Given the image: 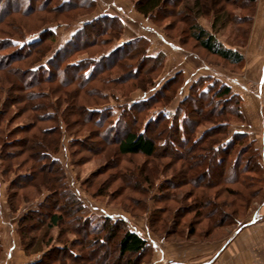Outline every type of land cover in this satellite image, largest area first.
Segmentation results:
<instances>
[{"label":"rangeland","instance_id":"obj_1","mask_svg":"<svg viewBox=\"0 0 264 264\" xmlns=\"http://www.w3.org/2000/svg\"><path fill=\"white\" fill-rule=\"evenodd\" d=\"M47 1V4L44 3L46 0L7 1V6L4 7H9L12 11L4 14L0 21V49L4 48L0 50V111L2 110L0 143L6 144L5 147H0L4 149L6 155L0 158V239L2 243L0 264H29L44 254L47 258V253L49 257L44 264H159V243L200 240L202 237L197 235L204 233L211 226L208 220L190 208L199 192L204 189L197 188L188 181V170L190 177L196 173L205 176L204 185L207 182H214V186L211 189L209 187V193L212 197L216 196L219 204L208 207V210L213 208L212 211H216L215 217L221 216L222 211L232 214L236 209L239 216L237 219L239 221L245 219L251 211L250 208H245V202H239V198L237 199L234 192L230 190L242 188L246 194V189L238 184L226 185V182L220 180L213 172L207 174L205 168L209 159L201 162L196 159L195 153H191L187 159L183 160L162 152L155 158H148L142 154H120L114 137L118 139L123 136L122 128L120 127L119 133L111 128V132L114 133L104 134L102 132H106L111 124H98L97 117L89 121L84 111L87 106H98L110 108L111 111L113 109L119 113L122 105H133L137 101L154 97L146 101L142 107L141 105L134 107L131 115L133 122L130 124L127 121L122 122L123 125H132L138 130L149 124L147 134L151 136L154 130L159 132L166 127L159 122L161 117L159 113L165 110L164 105L167 104L166 110L168 109L169 112L175 111L181 101L186 98L184 97L186 92L189 91V94H192L191 85L205 75L214 74L213 72H216L215 77H221L220 79L227 82H231L233 78L237 79L240 84L249 89L248 92L252 95H257L258 88L260 89L262 85L263 92L259 99L264 105V84L260 85L257 82L258 69L264 63V0H227L223 5L231 11L234 18L218 31L216 36L226 46L235 48L243 55V61L239 64L223 61L207 53L190 37L193 30L191 25L187 21L185 23L184 17L175 14L184 6V0H170L166 3L165 12L156 11L148 17L138 12L136 8L138 0H88V3L86 0H70L71 2L67 5L75 4L76 8H71L63 14L55 7L66 0ZM17 3L18 7H16ZM15 8L19 10L13 11ZM104 14L119 16L124 22L123 26L119 28L113 26L114 28L108 31L104 29L110 21L86 26L76 46L78 51L67 59L63 56L61 64L66 65L69 61L76 59L89 60L93 56H101L117 44H122L123 41H140V45L147 46L145 52L148 55L157 57L158 63L155 64V68H152L149 63L142 62L141 50L133 49L128 52V59L118 57L115 64L108 66L107 70L95 75L85 84H81L82 81L79 78L73 82L68 81L67 84L63 82L64 77L71 78L75 74L71 69L66 74H58V69L52 68L50 82L39 81L42 73H29L31 64L42 58L44 53L42 49L45 45L51 44L52 50L41 61L50 63L52 57L54 61L57 55H62L59 49L66 45L76 30L83 27L85 21ZM185 18L189 20L190 17L185 15ZM211 18L212 16L202 15L194 21L211 31ZM46 25H55L54 41L42 43L39 47L42 51L32 54L34 57L31 59L18 60L24 55L16 53V47L10 44L9 39H22L21 32L28 38H34L38 34L35 35V32ZM16 31L18 34H14ZM6 32L13 34V37H5ZM86 64L85 60L80 62V67L76 70L81 74ZM137 66L140 69L134 74L133 70ZM148 69H150L149 73L145 74ZM178 72L182 73L178 82L172 83L160 94L162 86ZM140 83L144 85V89L136 88V85ZM8 96H11V99L6 98ZM11 101H14L12 102L14 105L10 104ZM2 103L5 105L2 106ZM193 103L195 104L194 100L187 101L184 106L185 108L191 106L197 110L199 107L194 106ZM67 113L70 115L65 116ZM79 113L81 115H78ZM61 115L64 118L67 117L69 123L66 122L67 125L62 126L67 132L63 131L61 150L55 157L62 162L71 189L85 203L87 210L84 213L90 215L93 221L99 224L105 222L106 215L111 216L113 220H123L127 228L138 233L148 243L143 254L122 257L119 246L112 239L105 238L104 234L88 235L84 242L78 243L77 233L72 232L76 229L74 219L69 216L64 218L61 228L62 231L69 232L65 233L67 236L65 234L63 238L61 236L68 244L65 250H63L65 245L60 243L58 228H52L50 233H47L46 224L39 219L30 223L31 237L25 240L30 246H28L29 250L25 249L18 233L20 218L26 208L44 197L47 189L42 188L38 191L33 187L21 188L24 185H18L15 182L19 180L23 182L20 177L24 173L35 174L36 178L42 175L46 177L47 174L55 178V181H60L61 171H58L57 167H51L49 160L41 156V153L48 148L38 141L59 138V131L55 126L62 121ZM196 117L192 116L189 126L193 125ZM226 117L231 120L230 124L233 123L236 126L246 123L244 119H237L234 115ZM154 119L157 121H153ZM22 124H30L31 127H28L25 133L19 134L12 131ZM205 127L207 126L200 128ZM46 129L51 130L45 135L42 134ZM224 129H222L223 132ZM233 130L229 127L227 134L232 133ZM7 133L8 137L5 135ZM215 136L219 140L225 137V134L217 133ZM24 137L30 139L25 146L18 143V140ZM166 137V133H163L157 142ZM208 141L209 139H206L200 145L198 152L201 151V147L208 145ZM7 142L11 144L7 145ZM13 153L17 156H12ZM1 154L2 150H0ZM192 160L193 163H190ZM40 167L43 168L44 174L40 171ZM51 168L55 169L53 174L49 172ZM182 170L186 172L187 176L183 177L187 180L177 188L169 185L170 196L167 195V200L160 201V182L171 177L173 180L181 181ZM146 175L149 176L150 181L147 180ZM12 181L15 182L12 184ZM9 185L11 193L18 191L20 194L15 201V206L18 207L16 212H11L7 205ZM225 188H229V192L224 191ZM195 190L196 195L193 193ZM22 196L25 198L27 196L28 200L23 199ZM254 199L249 201L252 208L260 203L258 200L252 202ZM224 200H231L234 207L224 208ZM159 206L164 207V210H159ZM165 207H168V210H165ZM191 221L196 222L197 235L187 238L185 233L181 234L180 230L184 226H190ZM231 226L212 231L210 237L218 239L225 236L227 229ZM171 227L176 231L170 232ZM97 236L104 239L103 243L93 242ZM48 241L50 243L46 244L45 242Z\"/></svg>","mask_w":264,"mask_h":264},{"label":"trees","instance_id":"obj_2","mask_svg":"<svg viewBox=\"0 0 264 264\" xmlns=\"http://www.w3.org/2000/svg\"><path fill=\"white\" fill-rule=\"evenodd\" d=\"M7 1L10 0H0V21L2 20L4 14L11 13L12 11L11 8L4 7L7 6ZM169 1L170 0H138L136 8L138 12L143 14L145 17H148L156 11L165 12L164 9L166 8V3ZM226 1L227 0H192L191 2H189V0H184V6L175 14L177 16H181L182 18L184 17L185 23L186 21L189 22L188 24H190L191 28L193 29L190 33V37L193 38V40L198 44L200 48L204 49L205 51H207V53L213 56L219 57L223 61L232 64H239L243 61V55L235 48L226 46L224 43L219 41L216 36V33L223 27H225L228 22L230 20L232 21L234 18L233 15H231V11L226 6H223L224 4H226ZM70 2V0H66L64 2L61 1L60 4L56 5L55 8L58 9V12H61L63 14L64 12L69 11L71 8H76L75 4L67 5ZM86 2L88 3L89 1L86 0ZM44 3L47 4L48 1L46 0V2ZM16 7H18V3L16 4ZM15 10L18 11L19 9H13V11ZM185 15H188L190 17L189 20H186L187 18H185ZM202 15L204 17L212 16L211 31L205 29L202 25L195 22ZM236 18L239 19L238 17ZM105 21H110V24L105 27L104 31L111 30L113 26H116V28L122 27L124 24L123 20L119 16L109 14L100 15L93 20L85 21L83 27L76 30L72 34L71 38L67 41L66 45L59 49L62 55H57V58L54 61H52V57L50 59V63H48L49 61L45 63L41 61L42 58H44L52 50L51 44L45 45L44 48L46 49H42L44 50L42 58H39L38 61L31 64L29 73H42L41 77H39V81L45 80L46 82H50V73L52 68L54 69L56 67L59 71L58 74H66L72 70V72H74L75 74L71 78L64 77L63 82L67 84L68 81L73 82L75 79L79 78L83 82H81V84H85L86 82L94 78L95 75L107 70L106 68L108 66L115 64L114 62L118 57H120V59H128V52L133 49L139 51L141 50L140 53L142 55V62L145 64L149 63L152 65V68H155V64L158 63L157 57L148 55V53L145 52L147 46L144 47L143 45H140V41H123L122 44H117L107 53L105 52L104 54H101V56H93L89 60L78 59V61L76 59L72 62L69 61L67 63L68 65H62L61 59L63 58V56H66L65 59H67V57L72 56L75 51H78L76 49V46H78L79 44L81 33L84 31L85 27L88 25H96ZM37 31L38 32H35V35L36 33L38 34L34 38L32 37L33 39L26 37L24 33L21 32L20 38L22 39L20 40L13 39V34L11 35L10 32L5 33V37L8 36L9 38H12L9 39V42L11 45H13V47H16V53H22L24 55L22 58H18V60H22L25 58L31 59L32 57H34L33 55L36 52L40 53L42 51L41 49H39L42 43H44L45 41L52 42L56 38L55 25H46L45 27L40 28ZM14 34H18V32L16 31ZM138 46L140 47L138 48ZM3 49L4 48L0 50ZM84 60L87 62L86 68L80 74L76 69L80 67V62H83ZM139 69V66L135 67L133 73H137ZM150 69H148L145 74H148ZM10 73H12V71ZM44 74L47 75L45 76ZM181 74V72H178L173 77H171L162 86L161 90L159 91L160 94H162V92L165 91L170 85H172V83L178 82L179 77L182 76ZM208 80L211 81L208 82ZM136 88L144 89V85L142 86V83H140L139 85H136ZM190 91H192V94L190 93L186 98H184L175 111L169 112L168 109L166 110L167 104L164 105L165 110H161L162 112L160 111L159 113L161 115V117L159 118V122H162L164 125H166V127L160 129L159 132L154 130L151 136L147 134L149 124H146V126L142 127L140 130L132 127V125L127 126V124H122V122L124 121V123H126L127 121V123L129 124L130 122H133V116L131 115L133 114L132 110L135 109L134 107H140V105L142 107V105H144V103H146V101H148L151 97L147 98L146 100L137 101L133 103V105H122L119 108V113L113 111V109L111 111L110 108H101L98 106H87L84 112L87 114V118L89 121H93L97 117V121H95L98 122V124H111L110 127H107L108 129L106 132H102L104 134L114 133L111 132V128L115 129L116 133L117 131L119 133V129L122 128L123 136L118 139L117 137H114L116 141L113 140L117 143V150L120 154H142L148 158H155L159 155V153L162 152L171 157L183 160L187 159L188 155H191V153H195L194 155H196V159L201 160V162L203 160L206 161L209 159V162L207 163V166L205 168L207 174H211L213 172L218 176V178H220V180L226 182V185L228 186L233 184L241 185L243 189H246V194L244 190H242V188L238 190H232L229 187L231 189L230 191L234 192L237 199L239 198V202H245V208H252L251 204L249 203L250 200H253L254 198L255 199L252 202H255L257 200H264V140L262 147H260L257 145L256 140L252 139L246 132H232L227 134V129L230 127L231 120H229L226 116L234 115V117H236L237 119H243L244 117L240 108V104L242 101L241 95L235 92L230 86L223 83V81L213 77H201L198 81H196V83L191 85ZM6 98L11 99V96H8ZM191 100H194V106L199 107L197 110H194L191 106L185 108V103ZM12 102L14 101H11L10 104L14 105V103ZM3 105L5 104L2 103V106ZM146 106L150 107V105ZM1 111L0 115L2 114ZM7 111L8 109L6 110V112ZM69 115L70 114L67 113L65 116ZM78 115L81 114L79 113ZM194 115L197 116L195 118V122L192 126H189V121ZM213 116H215V118H212ZM61 118L62 121L60 123H58L57 121L58 124L55 126V128H57V130L59 131V138L43 141L39 139L38 141L40 144L48 148L47 151L41 153V156H43L46 160H49V164L51 167H57L58 171H61L62 175L59 178L60 181H55V178L49 177L47 174L46 177L45 175H42V178H36L35 174L31 173L21 174L20 178L23 179V182H21L20 180L17 182L12 181V184L15 182L18 185H24L21 186V188L33 187L38 191L42 188L47 189V193L44 194V197L41 200L32 203L28 208H26L20 218L18 233L21 236L25 249L29 250L28 246H30L28 242H25L27 238L31 237L30 232L32 228H30V223L31 221L39 219L41 221H44V223L46 224L45 227H47V233H50L52 228H58V236L61 241L59 242L65 245V247L63 248V250H65L66 245L68 244H66V241H63L64 239L62 238L63 234H65L66 232V234H68L69 232H64L61 230V228L64 223V218L66 216H69L74 219L73 222L76 229H74V231L72 232L77 233L79 237L77 239L78 243L84 242V239L88 235L104 234L105 238L112 239L114 243L119 246V252L122 257L143 254L148 247V243L138 233L127 228L123 220H113L111 219V216L106 215L104 220L105 222L103 224H99V222L95 223L90 215H86L84 213L87 210L85 203L77 195V193L71 189V186L66 179L65 168L62 162L55 157V155L58 154L61 150L64 135L63 131L66 130L63 129L62 126L64 124L67 125L66 122L69 123L67 117L64 118V116L61 115ZM153 121L156 122L157 119H154ZM202 126L207 127L202 129L200 128ZM28 127H31V125L22 124L14 128V130L12 131L18 132L19 134L25 133L27 132ZM222 129H224V132L222 131ZM1 130L2 129L0 128V136L2 137ZM50 130L51 129L43 130L44 133L42 132V134L45 135V133L49 132ZM163 133H166L167 137L163 140H159L158 143L157 139H160ZM217 133H224L225 137L218 140L215 136ZM5 135L6 137L9 136L8 133ZM117 135L119 136V134ZM206 139H209L208 145L205 147H201V151L198 152L200 145ZM29 142L30 139H27L26 137L20 138L18 140V143L24 146ZM8 144H11V142H7V145ZM0 145V147L6 146L5 143H0ZM0 150H2L0 158L5 157L6 155L4 153L5 151H3L4 149L2 148ZM14 155L17 156L16 153L12 154V156ZM190 163H193V160ZM40 171L43 172L42 174H44L43 168L40 167ZM49 172L53 174L55 172V169L51 168ZM181 173H183L181 176V181L180 179H178V181L173 180V177H171L166 178L165 180H162L160 182V201L167 200V195L170 196L171 190H169V185L177 188L178 185H181V183L187 180L186 178H184L186 172L182 170ZM188 176V181H191V184L195 185V187L197 188L204 189L199 192V195L194 201L193 206H191L190 208L195 213L198 212L199 216H202V218L208 220L211 226L209 229H206L204 233H200L197 235L196 222L191 221V223L189 224L190 226H184L182 228L183 231L182 229L180 230L181 234L185 233L184 235H186L187 238L194 237L196 235L197 237L204 238L209 237L212 231H215L216 229L239 223V220L237 219V217L239 216L236 209L233 210L232 214L230 212L222 211L221 216H219L218 218L215 217L216 211H212L213 208L208 210V207H215L219 204V201H217V199L215 198L216 196L212 197V194L209 193L210 189L214 186V182H207L204 185L203 183H205V181L203 182V178H205V176L196 173L192 177H190L189 170ZM145 177L147 178V180H151L149 176L146 175ZM25 179L27 180L24 184ZM11 186L9 185L7 205L11 212H16L18 207L16 208L15 201L16 197L18 198L20 194L18 191L14 192V194L11 193ZM228 189L225 188L224 191L229 192ZM193 193L196 195V190ZM22 197L23 199L28 200L27 196L26 198L25 196ZM223 202L224 208L234 207L231 200H224ZM240 207H242V205ZM163 208L164 207L161 208L159 206V210L163 211ZM166 209L168 210V207H165V210ZM169 231L173 233L176 230H173V227H171ZM81 233H83V235H81ZM66 234L65 236H67ZM176 234H180V232H176ZM80 236H82L81 239ZM98 237L99 236H97V238H94L93 242L95 243L96 241V243H103L104 239H100ZM49 241L45 243H50ZM1 249L2 243L0 239V252ZM47 256L49 257L48 253ZM47 258L46 254H44L38 260L29 264H44L45 261H47ZM75 259L77 260V257H75Z\"/></svg>","mask_w":264,"mask_h":264},{"label":"crops","instance_id":"obj_3","mask_svg":"<svg viewBox=\"0 0 264 264\" xmlns=\"http://www.w3.org/2000/svg\"><path fill=\"white\" fill-rule=\"evenodd\" d=\"M213 73L203 77H213L223 81L242 97L240 108L247 124H238V126L230 124L234 129L232 132H246L256 140L257 145L262 147L264 109L259 97L263 92L261 84H264V63L258 69L257 82L261 86L258 91L256 90L257 95L250 94L249 89L237 79L233 78L231 82H227L220 79L221 77H215L216 72ZM188 94L189 91L184 97ZM250 210L245 219L228 228L226 235L218 239L209 236L200 240L159 243V264H250L253 262L264 264V200Z\"/></svg>","mask_w":264,"mask_h":264},{"label":"built area","instance_id":"obj_4","mask_svg":"<svg viewBox=\"0 0 264 264\" xmlns=\"http://www.w3.org/2000/svg\"><path fill=\"white\" fill-rule=\"evenodd\" d=\"M263 109H264V105H263ZM263 112H264V110H263ZM262 132H263V137H264V118H263ZM263 162H264V161H263ZM250 264H259V263L253 262V263H250Z\"/></svg>","mask_w":264,"mask_h":264}]
</instances>
